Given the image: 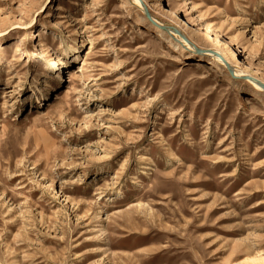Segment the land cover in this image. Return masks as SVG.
Here are the masks:
<instances>
[{
    "label": "rangeland",
    "instance_id": "rangeland-1",
    "mask_svg": "<svg viewBox=\"0 0 264 264\" xmlns=\"http://www.w3.org/2000/svg\"><path fill=\"white\" fill-rule=\"evenodd\" d=\"M254 78L264 0H0V264H264Z\"/></svg>",
    "mask_w": 264,
    "mask_h": 264
},
{
    "label": "bare ground",
    "instance_id": "bare-ground-1",
    "mask_svg": "<svg viewBox=\"0 0 264 264\" xmlns=\"http://www.w3.org/2000/svg\"><path fill=\"white\" fill-rule=\"evenodd\" d=\"M127 2H130V3H137L138 1H140V0H126ZM227 62L229 63V65L231 66V67H233L234 68V65H233V63H232V61L231 60H227ZM235 70V69H234ZM235 72L236 73H238V71L237 70H235ZM67 73H68V77L69 76H71V72L68 70L67 71ZM58 78L59 79H62L63 77L62 76H58ZM90 80H97V78H96V76H94V77H91L90 78ZM254 80V83L253 82H251L252 83V85L254 86V88L255 89H257V91L258 92H260L261 94H263L264 95V90H263V88L260 86V84H262L263 86H264V81H262V80H260V79H253ZM42 92V91H41ZM257 256V253H254V254H252V255H248V256H245V257H243L242 259H240V260H238V261H236V262H234V263H232V264H242V263H248V262H254L256 259H255V257Z\"/></svg>",
    "mask_w": 264,
    "mask_h": 264
},
{
    "label": "water",
    "instance_id": "water-1",
    "mask_svg": "<svg viewBox=\"0 0 264 264\" xmlns=\"http://www.w3.org/2000/svg\"><path fill=\"white\" fill-rule=\"evenodd\" d=\"M260 86L263 88V90H264V86L262 85V84H260Z\"/></svg>",
    "mask_w": 264,
    "mask_h": 264
}]
</instances>
